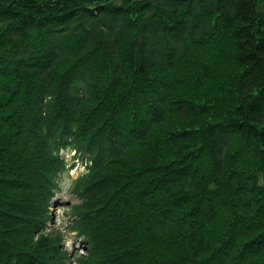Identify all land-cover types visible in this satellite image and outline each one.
Returning a JSON list of instances; mask_svg holds the SVG:
<instances>
[{
	"label": "trees",
	"instance_id": "obj_1",
	"mask_svg": "<svg viewBox=\"0 0 264 264\" xmlns=\"http://www.w3.org/2000/svg\"><path fill=\"white\" fill-rule=\"evenodd\" d=\"M79 161L76 264H264V0H0V264Z\"/></svg>",
	"mask_w": 264,
	"mask_h": 264
},
{
	"label": "rangeland",
	"instance_id": "obj_2",
	"mask_svg": "<svg viewBox=\"0 0 264 264\" xmlns=\"http://www.w3.org/2000/svg\"><path fill=\"white\" fill-rule=\"evenodd\" d=\"M66 160L70 162L74 152L65 151ZM85 167L81 161L76 162L75 168L70 169L68 174H62L60 177V190L54 199L51 207L53 220L49 223L50 228L57 229L64 235V245L69 251V264H76L75 260L78 255L87 254V245L84 239L78 237L75 231L70 230V223L73 219V213L70 207L79 203L78 197L71 192L72 181L78 177Z\"/></svg>",
	"mask_w": 264,
	"mask_h": 264
}]
</instances>
